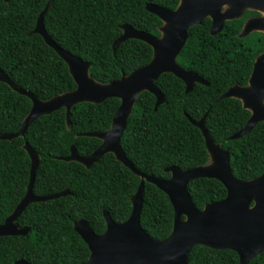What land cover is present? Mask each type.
<instances>
[{"label":"trees","instance_id":"16d2710c","mask_svg":"<svg viewBox=\"0 0 264 264\" xmlns=\"http://www.w3.org/2000/svg\"><path fill=\"white\" fill-rule=\"evenodd\" d=\"M179 0H0V71L16 87L40 101L73 91L76 85L67 64L33 29L45 9V32L64 51L89 63L88 75L108 84L128 75L152 59V48L138 39H127L113 50L121 26L160 37L162 21L146 10L155 4L174 10ZM246 11L225 21L216 35L210 20L188 29V38L176 58L185 70L195 72L207 85L196 83L185 93L184 83L171 73L155 82L164 101L154 109L155 96L143 91L136 97L120 139L125 157L136 171L167 179L164 169L181 170L209 162L204 139L188 118L197 121L206 114L209 136L230 155L232 175L251 180L264 172V122L239 138L230 139L247 122L249 111L239 99H220L228 88L247 85L256 57L264 51V34L240 37ZM120 101L111 97L100 103L81 102L71 107L66 121L60 108L35 118L23 136L0 139V224L23 198L29 182L27 144L37 155L32 185L35 196L69 193L55 199L30 203L16 218L26 235L0 238V264L24 260L29 264H81L89 249L75 232L73 223L84 220L95 234L106 228L103 212L115 223L131 213L130 198L140 178L106 153L88 168L65 161L71 146L80 157L89 156L101 140L84 135L101 132L111 125ZM264 104V101H263ZM31 108V100L0 81V134L17 132ZM197 209L226 195L214 178H198L187 186ZM173 209L165 193L144 182L140 226L153 239L166 238L172 228ZM188 264H239L228 249L194 246ZM249 264H264V250Z\"/></svg>","mask_w":264,"mask_h":264},{"label":"water","instance_id":"95a60500","mask_svg":"<svg viewBox=\"0 0 264 264\" xmlns=\"http://www.w3.org/2000/svg\"><path fill=\"white\" fill-rule=\"evenodd\" d=\"M223 7L225 10L222 11ZM145 8L162 21L160 37L123 24L122 33L113 42L112 49L115 50L127 39H138L152 48V59L130 74L122 75L118 80L100 84L88 75V62L64 51L45 32V7L36 19L33 32L38 33L67 64L76 88L50 100L40 101L31 93L13 85L0 71V81L8 83L12 89L31 100L30 111L20 129L15 133L0 134V139L10 140L23 136L35 118L60 108L65 109L68 122L71 107L78 103H100L111 97L118 98L120 104L112 117L110 127L101 132L84 134L100 139V146L87 157L78 156L75 148L71 146L69 156L63 158L65 161L79 162L88 168L104 154L112 153L116 160L140 178L136 192L130 198L131 213L124 222L115 223L107 212H103L106 228L101 234H95L84 220L73 223L75 232L89 249L88 259L81 264H188L189 252L197 245L232 250L237 254L239 264H249L250 260L264 250V172L252 180L235 178L230 168L229 153L215 143L205 129L206 114L197 121L190 118L188 120L200 130L210 163L185 170L177 166L166 167L164 172L171 174L167 179L136 171L125 157L120 138L139 93L147 91L155 96L154 109L163 103L164 96L155 85L162 74L171 73L180 79L185 85V93L196 83L207 85L195 72L183 69L176 62L188 38L190 27L200 25L205 18H210V34L216 35L222 30L225 21L239 18L245 9L262 12L261 17L245 23L240 34V37H245L250 31L264 30V0H179L174 10L155 4H146ZM223 98H237L251 112L246 124L230 136V139L239 138L257 123L264 122V51L254 60L247 85L231 86L220 96V99ZM24 149L29 156V182L21 201L0 224V238L28 233V228H18L15 220L30 203L55 199L69 193L66 188L56 194L35 196L32 185L38 155L27 144H24ZM198 178L217 179L225 187L226 196L222 200L206 204L200 210L197 209L190 198L187 185ZM144 182L153 184L165 193L173 209L171 232L162 240L153 239L140 226ZM13 264L29 263L18 260Z\"/></svg>","mask_w":264,"mask_h":264},{"label":"flooded vegetation","instance_id":"af4514ba","mask_svg":"<svg viewBox=\"0 0 264 264\" xmlns=\"http://www.w3.org/2000/svg\"><path fill=\"white\" fill-rule=\"evenodd\" d=\"M223 10H225V7H223L222 8V11ZM246 11H252L253 12V14L252 15H250V16H248V17H246V19H245V21H244V23H243V25H242V27H241V31H240V33H239V35L242 33V28H243V26L245 25V23L248 21V20H251V19H254V18H259V17H261L262 15H263V13L262 12H260V11H257V10H253V9H245L243 12H242V14H241V16L240 17H242L243 15H244V13L246 12ZM239 17V18H240ZM206 19V18H205ZM209 20H210V18H208ZM236 19H238V18H236ZM234 20V19H233ZM227 21H229V20H227ZM203 22V21H202ZM225 23V22H224ZM202 24V23H201ZM224 26V25H223ZM210 27H211V20H210ZM210 27H209V32H210ZM254 32H256V33H262V34H264V30H253V31H250L246 36H248V35H250V34H252V33H254ZM245 36V37H246ZM185 91V90H184ZM140 94V93H139ZM138 96V95H137ZM237 99V98H236ZM120 101V100H119ZM241 102V101H240ZM241 105H242V107H243V104H242V102H241ZM244 108V107H243ZM249 111V110H248ZM249 113H250V115H251V112L249 111ZM250 115H249V117H250ZM121 139V138H120ZM101 144V143H100ZM205 144V143H204ZM100 146V145H99ZM122 148V147H121ZM206 148V147H205ZM97 149V148H96ZM207 151V150H206ZM226 151V150H225ZM227 152V151H226ZM208 153V152H207ZM209 155V154H208ZM230 156V155H229ZM115 157V156H114ZM208 163H210V158H209V162ZM207 163V164H208ZM229 163H230V161H229ZM206 164V165H207ZM169 174V173H168ZM171 174H169V176H170ZM169 178V177H168ZM253 179V178H252ZM251 179V180H252ZM191 182V181H190ZM189 182V183H190ZM188 183V184H189ZM221 183V182H220ZM222 184V183H221ZM223 185V184H222ZM188 186V185H187ZM225 188V187H224ZM226 190V189H225ZM226 196V195H225ZM222 200V199H221ZM251 205H252V203H251ZM182 219H183V217H182ZM173 223V222H172ZM172 229V228H171ZM215 250H219V249H215ZM238 262H239V259H238Z\"/></svg>","mask_w":264,"mask_h":264}]
</instances>
